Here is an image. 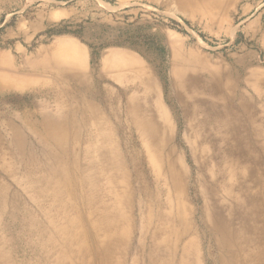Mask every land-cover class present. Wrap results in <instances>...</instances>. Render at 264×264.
I'll return each instance as SVG.
<instances>
[{"label": "rangeland", "instance_id": "374dc122", "mask_svg": "<svg viewBox=\"0 0 264 264\" xmlns=\"http://www.w3.org/2000/svg\"><path fill=\"white\" fill-rule=\"evenodd\" d=\"M127 105L153 122L165 138V151L172 148L179 156L191 184L201 175L197 165L213 151L204 137L214 134L220 146L227 121L236 116L238 122L248 121L239 134L253 135L257 170L264 179V0H0V185L12 197L6 196L8 203L4 198L0 247L11 253L5 232L10 228L4 223L12 218L20 263L39 264L47 254L51 260L60 255L59 264H100L95 252L86 254L83 263L80 242L62 218L77 221L81 210L89 222H105L88 213L97 204L85 205L79 198L77 165L85 174L101 172L95 183L102 188L101 202L111 204L104 213L118 210L112 264H264V250L259 259L253 233L241 249L231 251L196 233L198 223L190 216L177 227L188 234L172 250L173 228L159 230L169 209L157 199L148 204L150 210L143 207L142 183L128 172L110 180V170L102 167L110 140L126 169L129 155L136 153L147 171L156 167L150 140L132 125ZM45 120L66 124L70 137L79 139L75 151L50 156ZM57 157L63 165L54 162ZM91 159L95 167L88 166ZM233 160L226 154L223 165L229 162V168ZM46 169L52 172L48 177ZM235 170V181L247 178L244 163ZM60 175L65 176L63 205L40 198L38 191L50 193ZM205 188L195 184V192H189L193 201L187 198L184 204L202 203ZM154 190L147 193L157 196ZM254 191L264 196V184ZM158 197L162 202L168 198ZM27 213L45 233L28 229ZM258 216L264 229V200ZM58 228H64L62 233L50 230ZM99 232L101 239L109 235L103 228ZM47 234L62 245L60 250L40 249ZM68 238L73 242L67 244ZM248 255L253 260L244 259Z\"/></svg>", "mask_w": 264, "mask_h": 264}, {"label": "bare ground", "instance_id": "6f19581e", "mask_svg": "<svg viewBox=\"0 0 264 264\" xmlns=\"http://www.w3.org/2000/svg\"><path fill=\"white\" fill-rule=\"evenodd\" d=\"M162 112H164V110ZM127 115L131 117L130 119L135 129H138L142 136L149 138L152 145L154 157L156 159V167L154 168L153 165V169L151 171H147L139 162V153H136L129 155L130 167L127 166L128 169H126L124 160L121 161V159H119L117 155V149L115 148L116 146L113 140H110L111 147H109L108 149L106 148L107 151L103 155L102 167L105 170H110L109 177L111 181H115L116 177L118 176H124L126 172L130 174L131 179L140 180V182L142 183V185L140 186L143 187L142 193L144 196V202L142 205L147 210H150V206L148 204H152L155 199H157V202L159 201L160 205H163L169 209L170 214L164 217V221L163 223H161L162 226L159 227V230L167 231L170 226L173 228V230L171 229V234L174 237V241L172 243L171 249H175L179 242L188 234V230H178L177 227L185 223L187 220L186 217L190 216L194 220V222L198 223V225L195 226L196 233L204 235L203 237L206 238V240L209 241L212 245L217 244L220 245V247L230 249L231 251H236V249L238 248L241 249L243 243L248 242L250 239V235L253 233L257 238L256 247L258 253L260 254L259 259H261L263 255L262 252L264 250V229H262L258 224V214L262 204V200H264V196L256 193L254 189L256 186L264 184V179L260 175V171L257 170L258 159L254 152L255 144L252 137L253 135L249 136V133H246L240 136L241 134H239L240 128L246 130L249 122H238L236 120V115L233 121H227V123L224 124L226 126V133L225 135L220 137L222 140V144L220 146L216 145L217 138L214 134L209 133L204 137L208 141V143L212 145L213 151L210 153V155H207V153H209V151L207 150L208 148L203 147L201 149V151L204 152L205 155H207V158H205L206 160H202V162H200L196 167L197 170L201 171L202 176H197L196 181L191 184L190 178L187 176V171L182 166L179 156L176 155L175 151L172 148H169L167 152L165 151V138L158 133L157 129L153 126V122L150 119H144L137 112L136 108L133 105H127ZM46 123L48 126L46 137L53 145L49 150V154L51 157L54 154L56 155V153L59 154L61 151L63 152L64 149L69 150L72 148L75 151L76 142L79 139L76 136H74L73 138L70 137L71 135L69 133V129L64 122L55 124L51 123L50 121H46ZM251 133L252 132H250V134ZM195 143L196 140L191 143L190 148L192 146H195ZM226 154L234 156L235 158V160L231 162L229 168V162L225 161V164L223 165L224 157ZM73 158L74 161L78 160L77 157H75V154H73ZM57 159V161H54L55 163L59 165L64 164L63 160H60L58 157ZM211 161L215 163V166L211 165ZM75 162L76 164H79V161ZM241 163H244L245 165L247 178L242 177V179H240V181L238 180L237 182L235 181V179L237 178L236 175L238 173L235 170V165L239 166ZM94 165V160L91 159L88 163V166L92 167ZM34 168L32 170H34ZM75 168L76 170H73V173L76 174V178L79 180L78 187L81 191L79 198L85 205H91L92 202L94 204H97L96 210H90L88 213L93 216H96L98 214L100 215L99 217L103 216L102 219H105V222H89L90 220H86V218L83 216L82 211L78 210L77 218H79V220L77 221L75 219L71 220L69 219V217L66 218V216L62 215L63 221H65L66 223L65 228L67 231H69V233H72V236H75V238L79 240L80 244L78 246V252L80 251L85 254L83 263H85V260L88 259L86 254H89V252H95L96 260L100 264H112L114 262L115 238L119 230V218H117L118 210L116 208H113V215H106L104 213L107 210L106 207H109L111 204H105L104 202H101L100 192L102 188L98 183H95L98 171L91 169V175L90 173L85 174L81 169L77 167V165L75 166ZM82 168L85 167L82 166ZM46 173L47 177L49 174H52L49 169H46ZM100 174L98 173V175ZM55 182L51 184L52 189L50 193H44L39 190V197H51V200L53 199L55 204L63 205L62 200L65 195L63 196L64 192L62 189V184H64L65 182V176L60 175L58 182ZM163 184L167 185L168 187L165 188ZM195 184L197 186L204 185L206 187V192L202 193V203H200L199 205L195 204L194 207H191L184 204L183 201L187 198L193 201V198L191 199L189 196V192L191 188H195ZM150 189H155L154 191L156 192L157 196L148 194L147 191ZM8 191L4 186L0 185V221L2 218L1 216L4 215L7 206L5 203L6 199L8 203V197L6 196L8 195L10 196V198H12L10 194L11 190L10 192ZM162 194H166L169 199H165L164 202L160 201L158 196ZM5 197L6 199H4ZM228 198H231L230 204L226 203V200H228ZM14 200L12 203L16 201ZM64 206L69 208L71 205ZM97 209H99V211ZM24 216L28 218L27 220H30V224L27 227L31 232H37L39 234V232L42 231L43 233H45L46 230H44L43 227L42 229H40L37 225L34 224L35 220L31 219L29 213L25 214ZM114 218L115 220H113ZM109 219H112V222L107 221ZM12 221V218L6 220V222L4 223L6 225L5 227H7L6 229H12ZM235 222L237 225H235ZM1 224L2 223H0V228H2ZM174 227L176 229H174ZM102 228L109 234L103 239L99 237V231H101ZM10 230H5V232L6 235H8V239L10 240L9 249L11 250V253L8 254L3 250V247L1 246L0 264H5V261L7 260H11L12 264H22V262L20 263L21 260L18 254L14 251V246H16L17 240L14 239ZM50 230L51 232L54 231V233H62L64 228H58V230ZM246 230H248V234H245L246 236H243V233H246ZM48 234L45 240L42 242V245L39 246L42 247L40 249H43L47 245H50L60 250L62 245L60 243L56 245ZM244 237L245 240L247 239V241L242 239ZM164 241H166V239H164ZM71 242H73L72 238H68L67 244H70ZM190 244L191 241L184 244L183 250H187ZM249 256L250 255H248L244 259L249 258V260H253L250 259ZM39 258V264H59L62 261L60 255L55 260H51V258L49 259L47 254H44Z\"/></svg>", "mask_w": 264, "mask_h": 264}]
</instances>
